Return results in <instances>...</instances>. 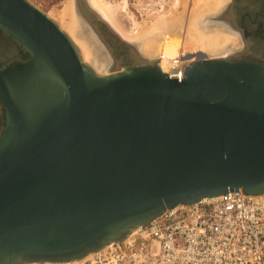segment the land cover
<instances>
[{
  "label": "water",
  "instance_id": "water-1",
  "mask_svg": "<svg viewBox=\"0 0 264 264\" xmlns=\"http://www.w3.org/2000/svg\"><path fill=\"white\" fill-rule=\"evenodd\" d=\"M0 30L28 54L0 68V264L79 261L167 209L264 195V63L247 52L177 81L133 54L98 73L28 0H0Z\"/></svg>",
  "mask_w": 264,
  "mask_h": 264
},
{
  "label": "built area",
  "instance_id": "built-area-1",
  "mask_svg": "<svg viewBox=\"0 0 264 264\" xmlns=\"http://www.w3.org/2000/svg\"><path fill=\"white\" fill-rule=\"evenodd\" d=\"M92 254L77 264H264V195L232 190L167 209Z\"/></svg>",
  "mask_w": 264,
  "mask_h": 264
},
{
  "label": "bare ground",
  "instance_id": "bare-ground-1",
  "mask_svg": "<svg viewBox=\"0 0 264 264\" xmlns=\"http://www.w3.org/2000/svg\"><path fill=\"white\" fill-rule=\"evenodd\" d=\"M86 1L97 12L98 19L106 22L109 28L116 31L131 48L136 46L137 43L142 44L144 51L142 52L150 56V58L141 59L142 61L157 62L160 69L172 80L183 78L186 67L195 61L224 57L234 52L237 36L230 23V15L232 14H229V12L221 14L226 7L225 2L227 0H192L194 9L190 14L188 13L189 16L184 27V35L186 36H184V41H182L186 45L187 43H190V45L188 50L183 51L184 53L179 52L180 46L183 44L179 37L183 34V15L187 0L170 1V8H162L156 16H149L148 22L143 21L139 24V29L135 32L122 29L121 26L116 24L109 7L102 1ZM75 10L73 0H68L65 4L63 3L62 8L48 12L47 16L72 40L85 63H88L98 73L110 72V69H102L104 60L96 54V49H93L89 41L84 37V33L80 28L81 22L79 21L81 20L83 24L86 23L90 34H93L97 39L99 37L97 36L98 28L96 29L93 22H90L88 18H85L79 11ZM231 33H235V35ZM134 48L132 50H135ZM154 52L156 55H153ZM166 63H168L167 66H165ZM110 245L102 249L105 250ZM92 255L88 254L79 261L44 264H77L92 258Z\"/></svg>",
  "mask_w": 264,
  "mask_h": 264
},
{
  "label": "rangeland",
  "instance_id": "rangeland-1",
  "mask_svg": "<svg viewBox=\"0 0 264 264\" xmlns=\"http://www.w3.org/2000/svg\"><path fill=\"white\" fill-rule=\"evenodd\" d=\"M28 1H30L34 6H36L38 9H40L44 13L48 14V12L62 8L63 3L65 4L68 0H28ZM100 1H102L104 4H106L109 7L112 16L116 20V24L121 26L122 29H125L127 31L129 30L131 32L137 31L139 29V24H141L143 21L148 22L149 16L150 17L156 16L159 13V11L162 10V8H165V9L170 8V4H171V2H173V0H100ZM229 2H231V0H227L225 2V6ZM73 7L75 10V0H73ZM193 9H194L193 1L187 0L186 7L184 9V15H183L184 16L183 25H182L183 34H181V36L179 37L181 42L184 41L183 40L184 36H186V35H184L185 34L184 33V31H185L184 27L186 25L187 17L193 11ZM79 22H81L80 28H81L82 32L84 33V37L89 41V43L91 44L93 49L94 48L96 49V54H98L100 56V58H102L104 60V67L102 69L103 70L110 69V67L112 68L114 65H116L119 62V60H118V58H116L112 54L113 49L111 46L108 45L109 43H105L103 37L101 36L100 40L98 38L99 42L100 41L102 42L100 44L97 41V39L95 38V36L90 34L89 30L87 31V29L83 25L82 21L80 20ZM101 23L110 32V35H111L110 39L112 40V43L114 44L115 47H120L121 51L126 50V49H127V51L129 50L130 52H126V51L124 52V53L128 54L129 56L133 54V55L140 56L139 58H142V59L143 58L144 59L150 58L149 55L143 53L144 51H143L141 43H137L136 46H134L135 48L134 47L131 48V46L130 47L122 46L119 43L120 42L119 40H121L122 38L117 34V32L114 31L112 28H109V26L106 22H101ZM231 34L235 35V33H231ZM236 38H237V41H236V45L234 47V51L239 50L240 47L242 46L238 36ZM189 45H190V43H187V45H186V43H183L180 46L179 52L182 53L184 50H188ZM133 48L135 50H132ZM183 48H185V49H183ZM153 55H156V53L154 52ZM167 65H168V63H166L165 66H167ZM101 73H103V72H101Z\"/></svg>",
  "mask_w": 264,
  "mask_h": 264
},
{
  "label": "flooded vegetation",
  "instance_id": "flooded-vegetation-1",
  "mask_svg": "<svg viewBox=\"0 0 264 264\" xmlns=\"http://www.w3.org/2000/svg\"><path fill=\"white\" fill-rule=\"evenodd\" d=\"M238 2L239 5H235L230 11V14H232L230 15V23L242 44L237 51L247 52L248 58L264 63V0H238ZM229 4L234 5V0H231L226 7ZM83 25L87 29L86 23ZM97 28L98 38L102 36L105 43H109L108 45L112 47L116 58L126 54L124 53L126 50L121 51L120 47L114 46L110 39V32L106 30L107 28L102 25L101 21L100 26L98 25ZM95 38L97 39V37ZM99 40L97 39L98 42ZM17 56L23 60L28 58V54L23 53L20 46L16 45L8 35L0 30V68L16 63ZM4 124L5 108L0 100V135Z\"/></svg>",
  "mask_w": 264,
  "mask_h": 264
}]
</instances>
